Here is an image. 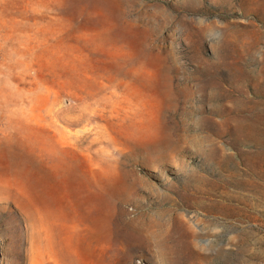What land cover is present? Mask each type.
I'll return each mask as SVG.
<instances>
[{"label":"rangeland","instance_id":"rangeland-1","mask_svg":"<svg viewBox=\"0 0 264 264\" xmlns=\"http://www.w3.org/2000/svg\"><path fill=\"white\" fill-rule=\"evenodd\" d=\"M0 264H264V0H0Z\"/></svg>","mask_w":264,"mask_h":264},{"label":"bare ground","instance_id":"bare-ground-1","mask_svg":"<svg viewBox=\"0 0 264 264\" xmlns=\"http://www.w3.org/2000/svg\"><path fill=\"white\" fill-rule=\"evenodd\" d=\"M168 223V222H167ZM153 226V225H152Z\"/></svg>","mask_w":264,"mask_h":264}]
</instances>
